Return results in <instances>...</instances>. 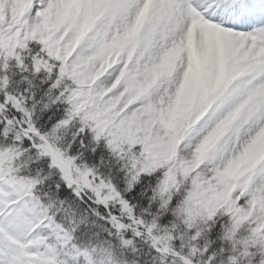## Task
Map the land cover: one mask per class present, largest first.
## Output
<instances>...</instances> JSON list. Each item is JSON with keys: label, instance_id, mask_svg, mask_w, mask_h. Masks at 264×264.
<instances>
[{"label": "snow or ice", "instance_id": "snow-or-ice-1", "mask_svg": "<svg viewBox=\"0 0 264 264\" xmlns=\"http://www.w3.org/2000/svg\"><path fill=\"white\" fill-rule=\"evenodd\" d=\"M0 264H264V0H0Z\"/></svg>", "mask_w": 264, "mask_h": 264}]
</instances>
